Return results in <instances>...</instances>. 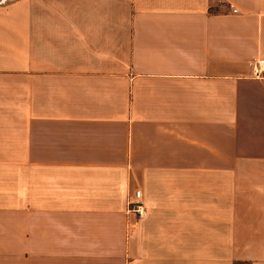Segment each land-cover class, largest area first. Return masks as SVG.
Instances as JSON below:
<instances>
[{"label": "crops", "instance_id": "1", "mask_svg": "<svg viewBox=\"0 0 264 264\" xmlns=\"http://www.w3.org/2000/svg\"><path fill=\"white\" fill-rule=\"evenodd\" d=\"M255 58L264 0L0 5V264H264Z\"/></svg>", "mask_w": 264, "mask_h": 264}, {"label": "built area", "instance_id": "2", "mask_svg": "<svg viewBox=\"0 0 264 264\" xmlns=\"http://www.w3.org/2000/svg\"><path fill=\"white\" fill-rule=\"evenodd\" d=\"M250 75L258 80H264V59L255 58L251 63ZM139 192L134 190L126 197V210L135 217L141 218L145 214V208L138 199Z\"/></svg>", "mask_w": 264, "mask_h": 264}, {"label": "rangeland", "instance_id": "3", "mask_svg": "<svg viewBox=\"0 0 264 264\" xmlns=\"http://www.w3.org/2000/svg\"><path fill=\"white\" fill-rule=\"evenodd\" d=\"M12 0H0V5L6 4L8 2H11Z\"/></svg>", "mask_w": 264, "mask_h": 264}, {"label": "trees", "instance_id": "4", "mask_svg": "<svg viewBox=\"0 0 264 264\" xmlns=\"http://www.w3.org/2000/svg\"><path fill=\"white\" fill-rule=\"evenodd\" d=\"M234 264H239V263H234Z\"/></svg>", "mask_w": 264, "mask_h": 264}]
</instances>
